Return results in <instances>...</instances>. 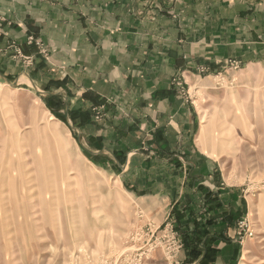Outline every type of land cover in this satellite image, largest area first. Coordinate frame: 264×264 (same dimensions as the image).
Returning a JSON list of instances; mask_svg holds the SVG:
<instances>
[{
  "label": "crops",
  "instance_id": "1",
  "mask_svg": "<svg viewBox=\"0 0 264 264\" xmlns=\"http://www.w3.org/2000/svg\"><path fill=\"white\" fill-rule=\"evenodd\" d=\"M229 60L264 67V0H0V82L61 99L103 174L162 202L166 229L200 232L180 249L185 264H200L204 242L207 264L240 254L241 196L199 150V116L184 95Z\"/></svg>",
  "mask_w": 264,
  "mask_h": 264
},
{
  "label": "rangeland",
  "instance_id": "2",
  "mask_svg": "<svg viewBox=\"0 0 264 264\" xmlns=\"http://www.w3.org/2000/svg\"><path fill=\"white\" fill-rule=\"evenodd\" d=\"M226 70L184 95L199 116V150L244 205L231 264H264V67ZM16 87L0 82V264H185L163 203L137 199L101 172L61 99ZM242 218L251 235L239 242Z\"/></svg>",
  "mask_w": 264,
  "mask_h": 264
},
{
  "label": "built area",
  "instance_id": "3",
  "mask_svg": "<svg viewBox=\"0 0 264 264\" xmlns=\"http://www.w3.org/2000/svg\"><path fill=\"white\" fill-rule=\"evenodd\" d=\"M29 41H32V38H29ZM37 45H39L37 43ZM40 46V45H39ZM42 51L45 52V50L42 48ZM24 58L29 62L30 61V58H28L27 56H24ZM228 66V69H237L239 67V63L237 61H230L228 62L227 64ZM92 111H95V115L94 117L97 119L99 118V111H98V107L94 106L92 108ZM166 229V228H165ZM167 231H169L171 233V238H173V241H172V250H175V249H180L182 247V243L181 241L179 240V238L177 237H174L175 236V231L173 229L172 226H169L168 229H166ZM237 236H238V241L239 242H242L243 238L248 234V236L251 235V230H250V225L248 224V221L245 219V218H242L239 220L238 224H237V232H236ZM243 234V235H242Z\"/></svg>",
  "mask_w": 264,
  "mask_h": 264
},
{
  "label": "trees",
  "instance_id": "4",
  "mask_svg": "<svg viewBox=\"0 0 264 264\" xmlns=\"http://www.w3.org/2000/svg\"><path fill=\"white\" fill-rule=\"evenodd\" d=\"M83 96L85 97V98H89V96L87 95V94H83ZM177 228L175 227V230H176ZM201 233L200 232H198L197 234H195L194 235V233H191V234H182V238H183V246H184V244H185V241L186 242H192V241H194L193 239H195V242L197 243L199 240H201L202 238H201ZM206 242H204V244H203V246H204V248H205V251H204V255H203V257L201 258V260H200V264H207L208 263V261H210V260H213V256H212V254L211 253H208V248L206 247V244H205ZM200 246H193L192 247V249L190 250V257H191V261L192 260H194V259H197L198 257H199V255H200ZM214 252V251H213Z\"/></svg>",
  "mask_w": 264,
  "mask_h": 264
},
{
  "label": "bare ground",
  "instance_id": "5",
  "mask_svg": "<svg viewBox=\"0 0 264 264\" xmlns=\"http://www.w3.org/2000/svg\"><path fill=\"white\" fill-rule=\"evenodd\" d=\"M24 77H25V76H24ZM23 79H24V78H23ZM18 81H19V80H18ZM197 141H198V142L200 141V142L202 143V140L199 138L198 135H197ZM208 153H209V152H208ZM96 184H97V183H96ZM30 188H31V186L28 187V189H30ZM26 196H27V195H26Z\"/></svg>",
  "mask_w": 264,
  "mask_h": 264
}]
</instances>
